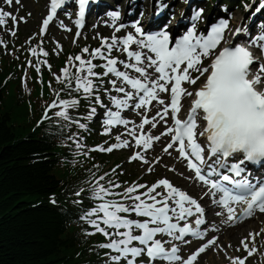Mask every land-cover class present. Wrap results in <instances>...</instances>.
<instances>
[{"label":"snow or ice","instance_id":"obj_1","mask_svg":"<svg viewBox=\"0 0 264 264\" xmlns=\"http://www.w3.org/2000/svg\"><path fill=\"white\" fill-rule=\"evenodd\" d=\"M65 2L50 0L48 14L40 28L41 36ZM89 2L77 0L75 23L78 29L83 27ZM6 3L11 5L13 0H6ZM15 3L19 4V0ZM203 12V8L194 10L193 21L201 19ZM108 16L113 34L101 37L100 47L90 50L86 46L80 53L70 55L60 75L54 74L64 87L54 90L56 99L47 106L42 120L55 117L87 130L88 124L83 121H93L99 116V109H104L101 117L103 134L110 135L113 128L121 126L124 132L116 135V143L107 147L97 145L91 150L112 152L135 146L138 150L129 157V162L140 160L151 165L159 163L161 158L149 161L146 152L154 148L155 141L170 137L163 151L168 155L172 154L170 150L177 152L178 159L194 174L195 181L207 189L200 199L211 196L218 208L226 210V219L221 223L238 222L252 216L255 210L264 213V181L254 183L245 175L249 164H264V61L255 56L248 45L234 44L233 34L227 33V19L212 23L206 31L199 30L193 23L183 34L173 38L167 24L158 30L147 31L140 21L132 23L134 32L118 36L116 33L126 27L124 23H117L121 14L111 11ZM5 17L17 23L16 15L0 9V26L6 24ZM10 31L15 35L14 30ZM242 31L246 29L237 28L235 34ZM80 34L77 31L76 36ZM249 42L264 53V34L250 37ZM42 44L43 41L28 49L37 58L36 65L32 60L28 64L34 66L37 73L43 65L51 68L47 59H40L49 55ZM57 48L62 49L58 42ZM114 51L121 52L126 58L113 56ZM206 58L211 61L207 66L203 63ZM95 60L103 63L96 64ZM254 64L259 65L255 72L252 71ZM98 67L104 71L97 72ZM105 77L114 78L105 81ZM201 77L204 82L194 91L183 86L195 85ZM113 92L119 95H113ZM61 93L68 98H61ZM103 95L108 96L109 104L104 103ZM165 95L169 96L168 101ZM182 98H191L184 118H181ZM81 99L88 101V111L83 117L73 116L71 112L78 111ZM52 109L56 110L50 116ZM133 109L142 117L138 124L122 114ZM152 109H155V115L149 117L146 113ZM166 117L170 118L171 124ZM161 122L165 128L159 135L145 130V126L155 129ZM70 139L77 149L84 147L78 133ZM152 170L150 166L148 171ZM107 175L98 178L93 175L91 181H86L89 184L87 191L91 193L89 199L94 203L83 212L81 219L94 229L86 234L98 232L107 239V243L99 246L110 250L106 253L110 264H155L157 260L165 264H195L207 248L219 247L218 236L207 238L211 231L218 232L219 229L215 224L208 225L205 208L197 198L169 179L161 178L150 186L134 182L122 192H115L113 189L120 188L119 184L109 180L105 187L100 183ZM141 189L143 191H139ZM84 191L86 189L81 188L76 195L80 196ZM52 203H55L54 199ZM236 206H243L239 214ZM223 210L214 215L224 217ZM133 214L136 219L131 218ZM158 236L169 239L162 240ZM187 237L203 243L185 258L179 254V245L173 242L190 244ZM247 239L240 243L250 256L256 249L254 244L249 248ZM143 256L148 260L138 259ZM229 259L232 264H245L244 258Z\"/></svg>","mask_w":264,"mask_h":264},{"label":"trees","instance_id":"obj_2","mask_svg":"<svg viewBox=\"0 0 264 264\" xmlns=\"http://www.w3.org/2000/svg\"><path fill=\"white\" fill-rule=\"evenodd\" d=\"M11 62L0 61V264H89L80 207L62 204L87 174L60 164L48 130L31 131L29 111L3 85Z\"/></svg>","mask_w":264,"mask_h":264},{"label":"rangeland","instance_id":"obj_3","mask_svg":"<svg viewBox=\"0 0 264 264\" xmlns=\"http://www.w3.org/2000/svg\"><path fill=\"white\" fill-rule=\"evenodd\" d=\"M178 1V0H176ZM46 5V0H19V4L15 3V0L11 5L7 4L6 11L11 12L16 15L17 20L19 18H27L26 27L28 31L32 32L37 28L40 29L42 19L44 13H46V8L43 6ZM30 13V15H29ZM239 19L244 20L243 11H239ZM207 16V15H206ZM205 18V16H204ZM8 18L5 17V20ZM22 20V19H21ZM20 22V20H18ZM100 31L103 37H110V31L106 29H101ZM52 40H60L64 44H72L70 37L67 39L62 37V34L52 37ZM72 46V45H71ZM14 85L11 87V91L13 92ZM125 156V155H124ZM164 160H161L163 162ZM173 180L178 182L180 176L169 174ZM262 217L259 216L260 219L257 220V217L249 220L245 223V226L239 229L232 230L230 234H213L212 236H218V245L210 246L207 253L202 256L199 260L198 264H232V261L229 259L230 257H240L244 258L245 264H264V229H262L257 224ZM252 230H255L252 232ZM248 233V234H247ZM250 233L252 234L250 236ZM248 238L245 242L249 244V248H252L253 244L255 245V251L252 255L249 256L248 251L243 248L241 245V240ZM239 249V250H237Z\"/></svg>","mask_w":264,"mask_h":264},{"label":"bare ground","instance_id":"obj_4","mask_svg":"<svg viewBox=\"0 0 264 264\" xmlns=\"http://www.w3.org/2000/svg\"><path fill=\"white\" fill-rule=\"evenodd\" d=\"M113 1H116V0H113ZM137 1H140V0H137ZM95 3H96V5H99V4H101V0H95ZM128 7L132 8L133 6H130V5L128 4ZM261 222H262V221H261ZM245 223H246V222H245ZM245 223H244V224H245ZM244 224H242V225L244 226ZM230 225H231V224H230ZM242 225H241V223H240V224H237L236 227L239 228V227L242 226ZM231 227H232V225H231ZM240 228H241V227H240ZM231 231H232V230H228V231H226V232H225V235H226V234H229V232H231Z\"/></svg>","mask_w":264,"mask_h":264}]
</instances>
